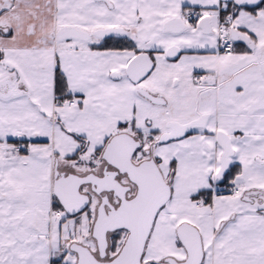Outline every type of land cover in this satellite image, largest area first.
I'll list each match as a JSON object with an SVG mask.
<instances>
[{
    "label": "snow or ice",
    "instance_id": "snow-or-ice-1",
    "mask_svg": "<svg viewBox=\"0 0 264 264\" xmlns=\"http://www.w3.org/2000/svg\"><path fill=\"white\" fill-rule=\"evenodd\" d=\"M0 264H264V0H0Z\"/></svg>",
    "mask_w": 264,
    "mask_h": 264
}]
</instances>
